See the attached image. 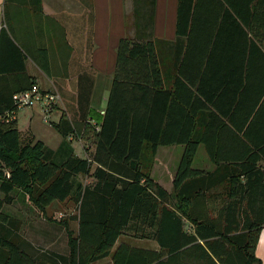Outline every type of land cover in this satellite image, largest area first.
I'll list each match as a JSON object with an SVG mask.
<instances>
[{
  "label": "trees",
  "instance_id": "trees-1",
  "mask_svg": "<svg viewBox=\"0 0 264 264\" xmlns=\"http://www.w3.org/2000/svg\"><path fill=\"white\" fill-rule=\"evenodd\" d=\"M32 2L33 10H40L39 0ZM196 4L178 0L183 20L194 14ZM202 56L210 60L213 55L184 53L181 62ZM24 57L1 25L0 264H92L110 253L121 233H146L134 225L149 223L161 251L120 242L104 264H262L254 246L264 222V165L258 163L264 137L252 134L250 152L236 165L217 164L210 171L193 167V118L182 112L186 101H176V88L160 87L153 41L121 37L100 120L85 122L92 149L82 156L73 151L67 113L49 121L61 137L51 148L32 134L21 137L16 119L7 114L15 110L12 94L35 83ZM191 72L185 77L194 84ZM77 106L73 116L85 118L88 101L80 99ZM176 142L183 149L167 192L147 167L158 145ZM65 199L74 202L73 212L42 217L39 234L30 228L28 239L21 236V219L27 216L31 227L39 211Z\"/></svg>",
  "mask_w": 264,
  "mask_h": 264
},
{
  "label": "crops",
  "instance_id": "crops-1",
  "mask_svg": "<svg viewBox=\"0 0 264 264\" xmlns=\"http://www.w3.org/2000/svg\"><path fill=\"white\" fill-rule=\"evenodd\" d=\"M32 1L0 0V26L24 53L25 69L35 83L58 94L56 104L46 112L48 118L37 104L18 109L25 111L21 114L27 116V131L49 147H56L61 138L49 121L67 113L74 129L68 136L73 151L82 156L92 149L86 139L91 128L85 122L100 120L121 37L153 41L160 87L170 92L176 88V101H186L182 112L193 118L189 130L197 140L193 167L210 171L217 164L236 165L250 152L251 135L264 137V0H194L196 10L186 20L178 13V0H39L40 10H33ZM184 53L213 56L181 62ZM248 55L253 59L247 61ZM190 71L196 75L194 84L185 77ZM193 94L195 102L190 99ZM80 99L90 108L85 118L73 116ZM177 116L185 120L182 113ZM161 147L177 150L172 179L183 144L156 149ZM258 163L264 165V157ZM42 219L37 216L31 227L27 216L21 219V236L28 239L30 228L39 234L45 227ZM149 226L148 236L121 233L110 253L92 264L110 261L120 242L161 251L151 234L154 225ZM134 228L145 227L135 224ZM254 254L264 264V222Z\"/></svg>",
  "mask_w": 264,
  "mask_h": 264
},
{
  "label": "rangeland",
  "instance_id": "rangeland-1",
  "mask_svg": "<svg viewBox=\"0 0 264 264\" xmlns=\"http://www.w3.org/2000/svg\"><path fill=\"white\" fill-rule=\"evenodd\" d=\"M47 90V89H44ZM56 104V103H55ZM53 103H51L50 107L53 105H55ZM20 108H17L16 111V115H17V119H16V125L17 128L19 130L20 136L21 137H25L28 134H30L29 131V127L27 125V116H25L24 113L25 111L22 110H18ZM92 113L95 115V112L92 111ZM44 118H48V116H46V114L43 113ZM35 119H40L39 121H42L41 118L39 117H35ZM44 127H48L49 126L47 123L45 122H40ZM50 126H52L50 124ZM51 129V128H50ZM55 129V128H54ZM31 131V130H30ZM51 131H54L53 129ZM57 135V132H55ZM87 142L90 143L91 142V137L86 138ZM177 150L174 147H161L159 149H156L153 157L151 159V162L149 164V167H147V173L149 175V177L155 181L156 183H158L164 190H166L167 192H171V187H172V179L170 177L171 173H172V168H174L175 165V161L177 159ZM164 164H167V166L165 167ZM86 178V177H85ZM84 178V179H85ZM156 178V180H155ZM88 180V178H86ZM75 209V205L74 202L70 199H65L62 201H52L50 202L44 209H43V213H41L39 211V215L40 217H45V216H50V217H55L56 219L59 218L58 216L61 214V217H65L66 215H68L69 213L73 212ZM145 228L144 231L147 233L149 232L148 227H150V223L149 224H143ZM135 234V233H134ZM131 234V235H134Z\"/></svg>",
  "mask_w": 264,
  "mask_h": 264
},
{
  "label": "built area",
  "instance_id": "built-area-1",
  "mask_svg": "<svg viewBox=\"0 0 264 264\" xmlns=\"http://www.w3.org/2000/svg\"><path fill=\"white\" fill-rule=\"evenodd\" d=\"M57 98L58 94L55 91L41 89L36 83L12 94V102L15 109L37 104L44 112L50 108L51 103H54ZM100 112L102 113L103 110H100ZM7 114L9 115V118H12L14 109L9 110Z\"/></svg>",
  "mask_w": 264,
  "mask_h": 264
}]
</instances>
